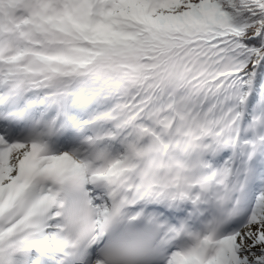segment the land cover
Masks as SVG:
<instances>
[{"label": "snow or ice", "instance_id": "1", "mask_svg": "<svg viewBox=\"0 0 264 264\" xmlns=\"http://www.w3.org/2000/svg\"><path fill=\"white\" fill-rule=\"evenodd\" d=\"M0 264H264V0H0Z\"/></svg>", "mask_w": 264, "mask_h": 264}]
</instances>
